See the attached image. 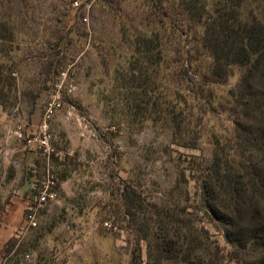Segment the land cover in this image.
<instances>
[{"label": "rangeland", "instance_id": "374dc122", "mask_svg": "<svg viewBox=\"0 0 264 264\" xmlns=\"http://www.w3.org/2000/svg\"><path fill=\"white\" fill-rule=\"evenodd\" d=\"M8 1L12 3L4 11L14 39L0 42V50L6 47L0 68H10L14 80L12 97L0 105V213L17 196L18 177L34 175L30 152L13 131L23 125L27 135L38 133L47 104L57 96L64 106L54 114L59 120L52 117L50 129L54 145L66 154L53 162L66 166L64 176L72 185L70 194L59 193V201L41 212L37 229L20 238L21 223L7 240L22 217L13 208L0 227V264H149L147 233L154 248L162 243L177 249L191 239L203 240L209 231L208 244L218 241L227 256L224 236L199 209L202 185L220 147L215 137L231 133L233 118L213 112L215 101L200 104L203 110L193 109L189 124L193 142L175 137L164 114L133 111L131 96L116 82V74L129 66L125 59L133 53L140 30L148 31L156 19L151 16L155 3L80 0L81 8L75 9V0ZM173 4L159 0L157 5L167 9ZM202 67L206 72V60ZM237 81L236 74L226 85H216V95L227 96ZM167 87L162 76L155 102H165ZM258 119L264 124V116ZM258 121L249 124L259 129ZM3 149L11 152L5 155ZM125 190L141 207L132 210L137 225L127 214ZM141 221L145 228L140 233ZM243 257L253 262L249 255Z\"/></svg>", "mask_w": 264, "mask_h": 264}, {"label": "trees", "instance_id": "16d2710c", "mask_svg": "<svg viewBox=\"0 0 264 264\" xmlns=\"http://www.w3.org/2000/svg\"><path fill=\"white\" fill-rule=\"evenodd\" d=\"M152 1L151 16L156 19L148 31L140 30L133 53L125 59L127 70L116 74V82L131 96L130 108L138 114H164L175 137L191 138L193 109L203 110L200 104L210 106L215 101L213 112L229 114L233 128L215 137L220 147L214 169L202 185L199 209L224 236L229 258L218 241L208 244L209 231L203 240L187 239L188 245L177 249L162 243H156L155 249L147 233L149 264H264V124L258 121L264 116V0H173L176 4L167 9L157 5L159 0ZM8 2L12 3L0 0L2 44L14 39L4 11ZM3 47L0 55L6 53ZM236 74L237 84L227 96L218 97L215 86L226 85ZM12 76L10 68H0V105L12 97ZM162 76L169 85L163 104L154 101ZM257 121L260 128L254 129L249 123ZM256 156L254 163L251 159ZM127 191V214L136 224L132 210L141 207ZM141 222L140 233L145 228ZM249 232L253 234L248 236ZM245 254L253 262H245Z\"/></svg>", "mask_w": 264, "mask_h": 264}, {"label": "built area", "instance_id": "2783aa9c", "mask_svg": "<svg viewBox=\"0 0 264 264\" xmlns=\"http://www.w3.org/2000/svg\"><path fill=\"white\" fill-rule=\"evenodd\" d=\"M81 6L82 3L80 0H75L73 2V7L75 9H79ZM88 8H90V6H88ZM87 20V18L84 19L85 22H87ZM62 108L63 103L60 97H54L47 104L44 119L39 127L38 133L33 136L27 135L22 127H18L15 131V136L24 144L27 151L32 152L42 150L44 155L48 157L60 155L53 146L54 135L50 129L49 122L53 115L62 110ZM55 187L56 177L52 166L49 165L43 179L34 183L33 194L25 212L21 229L18 231L20 238H23L29 231H33L39 227L41 212L46 209L49 203L56 201L58 197L55 192ZM104 226L108 229L112 228V225L107 222Z\"/></svg>", "mask_w": 264, "mask_h": 264}, {"label": "crops", "instance_id": "0c3cea01", "mask_svg": "<svg viewBox=\"0 0 264 264\" xmlns=\"http://www.w3.org/2000/svg\"><path fill=\"white\" fill-rule=\"evenodd\" d=\"M60 112H61V110L59 112H56V113L58 114ZM57 114H56V116L53 115V120L54 119L59 120L60 116H58ZM42 121H41V123H42ZM53 124L54 123L52 122V119H51V121L49 123L50 128L54 127ZM18 127H22L23 129H25L23 125H18L15 128V130L13 131V137H15V138H16L15 131L18 129ZM15 140L18 141L19 143L21 142L17 138ZM54 140H53V146L56 148L57 152L60 153L59 156L48 157V156L44 155L42 150H40V151H32V152L29 151L30 153L28 154L27 159L31 160L30 162H33L32 163L33 164L32 167L34 168V172H33L34 175L32 176V178L30 177V179H25L21 175L18 177V180L20 182L19 185H18L19 186L18 194H17V196H14L15 197L14 200L12 202H10V204H8L6 209L3 210L0 213V227H1V223L2 222L4 223V219H7L9 217V214H10V212H12L13 208H17V210L19 209L21 211V213H22V217L20 218V222L17 224V226H14V227L12 226L13 227L12 228L13 232H12L11 236H9V238L7 240H10V239H12L14 237V235L16 234L18 228L20 227V224L23 223L25 212H26V210H27V208L29 206L30 198H31V196L33 194L34 183L39 181V180L41 181L43 179V177L45 176L46 170H47L49 165L52 166L54 174H55V177H56L55 192L57 193V195H59V193H65L66 195L71 193V185L72 184L70 183V178L64 176L66 166L65 165L56 164V163L53 162L54 160L62 161L63 160V156L66 154L65 152L59 150L54 145ZM2 152L5 155H8L9 152H11V151L3 149ZM67 154H69V151H67ZM8 165H10V163H8ZM59 190H60V192H59ZM23 193L26 194L25 198L22 195ZM57 198H59V196ZM58 201L56 199V201H54V202H58ZM54 202H52V203H54ZM7 223H9V222H7Z\"/></svg>", "mask_w": 264, "mask_h": 264}]
</instances>
